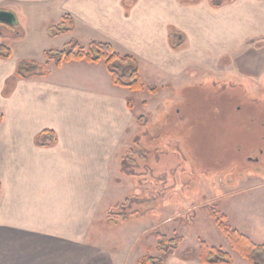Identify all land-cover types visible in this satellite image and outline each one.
<instances>
[{
  "label": "crops",
  "instance_id": "1",
  "mask_svg": "<svg viewBox=\"0 0 264 264\" xmlns=\"http://www.w3.org/2000/svg\"><path fill=\"white\" fill-rule=\"evenodd\" d=\"M4 1L0 11L6 9ZM62 2L67 8L53 26L69 15L74 21L70 34L81 22L99 37L88 44L105 40L101 43L116 54L147 64L150 69L143 72L155 79L157 73L177 78L247 41L264 39V0H234L219 8L209 0L195 5L181 0H18L25 32L15 39H25L29 12ZM49 23H43L46 31ZM172 31L184 38L179 50L170 47ZM12 56L0 59V264H124V249L96 240L100 233L94 222L101 214L114 223L115 217L106 214L116 205L114 195L124 177L121 159L133 121L130 94L112 85L103 64H63L48 67L46 77L14 80L19 61ZM10 80L13 90L4 97ZM43 131L54 133L53 145H36ZM183 254L173 252L165 264H201ZM236 256L231 255L233 264H247Z\"/></svg>",
  "mask_w": 264,
  "mask_h": 264
},
{
  "label": "rangeland",
  "instance_id": "2",
  "mask_svg": "<svg viewBox=\"0 0 264 264\" xmlns=\"http://www.w3.org/2000/svg\"><path fill=\"white\" fill-rule=\"evenodd\" d=\"M17 1H4L16 24L0 23V45L12 52L13 62L42 65L43 52L61 50L72 41L86 48L88 40L99 38L78 21L72 34L48 37L43 23L57 24V14L67 8L62 2L29 12L25 39H15L24 31ZM202 65L170 80L144 73L150 67L139 62L144 90H125L133 121L121 161L136 162L125 166L134 175L119 180L116 205L106 214L115 217L114 223L101 214L94 222L100 233L94 239L124 249V264H137L146 254L161 257L157 235L181 237L179 255L200 242L234 255L217 219L264 244V39L247 41ZM147 87L157 88V95H149Z\"/></svg>",
  "mask_w": 264,
  "mask_h": 264
},
{
  "label": "trees",
  "instance_id": "3",
  "mask_svg": "<svg viewBox=\"0 0 264 264\" xmlns=\"http://www.w3.org/2000/svg\"><path fill=\"white\" fill-rule=\"evenodd\" d=\"M234 0H209L212 8H219L226 3ZM182 3L195 5L199 0H181ZM74 30V21L69 15H64L58 25L47 29L48 37L68 35ZM181 36L172 31L170 37V47L172 50H179L183 42L176 39ZM12 56L11 51L3 45H0V59L8 60ZM69 63H86L100 64L102 63L110 76L111 83L114 87L128 90L131 93H139L144 90V86L139 76V69L133 57L116 54L111 46L107 43L91 41L86 48L82 47L77 41L66 44L61 50L44 52V63L38 64L31 60H21L17 63L14 72V80L27 81L33 78L46 77L49 74L48 66L59 68L63 64ZM14 87L13 81H7L3 96L10 95ZM147 93L156 96L158 89L155 87H147ZM128 109H132L131 100L127 101ZM3 119L0 115V122ZM141 120L138 118V121ZM36 145L40 147L51 146L55 143L54 133L51 131L41 132L35 139ZM130 161V159H129ZM122 161L120 169L124 175L133 176L132 171L125 169V166H136V162ZM211 216L217 219L216 214L211 212ZM216 224L225 238L228 240L230 249L238 255L247 264H264V244H256L246 235L241 234L237 230L230 228L220 219L216 220ZM161 257H152L146 254L137 264H165V260L173 252L177 251L183 242L179 236L168 239L165 236L157 235L156 238ZM188 256H196L201 264H233V259L229 253L220 249L209 247L205 242H200L195 250L188 249L184 258Z\"/></svg>",
  "mask_w": 264,
  "mask_h": 264
},
{
  "label": "water",
  "instance_id": "4",
  "mask_svg": "<svg viewBox=\"0 0 264 264\" xmlns=\"http://www.w3.org/2000/svg\"><path fill=\"white\" fill-rule=\"evenodd\" d=\"M0 23L8 26H12L16 24L15 16L6 11H0Z\"/></svg>",
  "mask_w": 264,
  "mask_h": 264
}]
</instances>
